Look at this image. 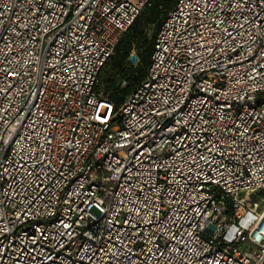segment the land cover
<instances>
[{
  "label": "built area",
  "instance_id": "1",
  "mask_svg": "<svg viewBox=\"0 0 264 264\" xmlns=\"http://www.w3.org/2000/svg\"><path fill=\"white\" fill-rule=\"evenodd\" d=\"M152 1L0 0V264H264V0L158 3L122 94Z\"/></svg>",
  "mask_w": 264,
  "mask_h": 264
},
{
  "label": "trees",
  "instance_id": "2",
  "mask_svg": "<svg viewBox=\"0 0 264 264\" xmlns=\"http://www.w3.org/2000/svg\"><path fill=\"white\" fill-rule=\"evenodd\" d=\"M169 0H153L152 4L150 6H147L134 20L132 25L127 29V31L122 36L121 40L119 41V45L116 49V54H118L119 61L114 62V65L116 66V69L119 70L122 73L123 78L128 82L127 86L122 89L128 92L135 83L139 82L145 73V68L148 64L149 58H150V52L152 47V42L154 40V37L157 33V29L159 27V24L161 22V19L163 16H165V10H160L158 8V3H163L165 5V8L169 7ZM147 13L146 17H150L149 19L155 20L157 22V27L151 36L150 40L148 41V46H146L145 50L143 51V54L140 56H137L139 58V63L134 67L128 60L129 53L131 51V48L136 45L132 43L133 34H135V31L140 30L139 33L140 36H142V30L143 28L140 27L143 22V14ZM142 17V18H141ZM136 27V29H135ZM138 30L136 33H138ZM134 32V33H133ZM144 37V36H143ZM145 39V37L143 38ZM115 54V55H116ZM111 58L108 59L107 63L111 61ZM125 92V93H126Z\"/></svg>",
  "mask_w": 264,
  "mask_h": 264
},
{
  "label": "rangeland",
  "instance_id": "3",
  "mask_svg": "<svg viewBox=\"0 0 264 264\" xmlns=\"http://www.w3.org/2000/svg\"><path fill=\"white\" fill-rule=\"evenodd\" d=\"M142 14H143V22L140 26L143 28L142 36L139 35V33L141 31L138 30V28H137L138 33H136V31H137L136 30L135 34L132 35L133 36L132 43L136 45L135 47L133 46V49H134L136 56H140L143 54V51L145 50L146 46H148L147 45L148 41L150 40L151 36L153 35V33L157 27V22L155 20H153V18L149 19L150 17H146L147 13H142ZM135 29H136V27H135ZM143 36L145 37V39H143L144 38ZM117 61H119L118 54L114 55L113 58L111 59V61L106 64V66L104 67V69L102 71V77L104 80H106V81L109 80V78H111V76H113L115 71H117V72L119 71L116 69V66L114 65V62H117ZM125 90L123 91L122 89H120V92L122 94H124L126 92ZM262 195L264 196V194H260V196H262ZM242 247L246 249L248 246H247V244H244Z\"/></svg>",
  "mask_w": 264,
  "mask_h": 264
},
{
  "label": "water",
  "instance_id": "4",
  "mask_svg": "<svg viewBox=\"0 0 264 264\" xmlns=\"http://www.w3.org/2000/svg\"><path fill=\"white\" fill-rule=\"evenodd\" d=\"M132 59H134V58H132ZM226 210H227L226 208L223 209L224 212H226ZM213 228H214V226L211 224L208 226L209 231L213 230Z\"/></svg>",
  "mask_w": 264,
  "mask_h": 264
}]
</instances>
